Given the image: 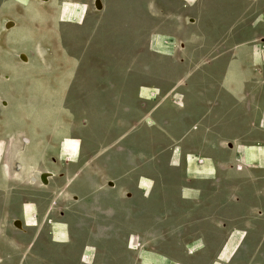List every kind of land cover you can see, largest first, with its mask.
Segmentation results:
<instances>
[{"label": "crops", "instance_id": "1", "mask_svg": "<svg viewBox=\"0 0 264 264\" xmlns=\"http://www.w3.org/2000/svg\"><path fill=\"white\" fill-rule=\"evenodd\" d=\"M252 6L260 12L241 31L264 17V0H0V83L6 73L13 81L30 76L50 82V92H36L34 99L57 101L51 114H75L58 106L65 99H113L115 112L108 114L114 115H135L146 101L149 111H161L164 142L162 171L142 176L138 154L131 156L137 168L123 170L120 156L114 178L92 181L85 166L99 150L80 162L79 138L52 135L43 151L35 135L6 138L1 133L7 127L20 132L21 124L2 122L0 264H264V223L257 242L243 251L251 239L248 221L241 219L252 212L264 216L251 199L256 182L264 187V36L224 42L240 34L233 25L245 22ZM20 53L28 63L18 61ZM102 68L111 74L98 75ZM76 109L95 114L84 104ZM46 155L56 164L55 177H64L33 185L31 169L47 172L41 168ZM59 156L69 160L62 172ZM156 174L197 183L215 176L223 181L218 201L230 200L234 186L241 201L222 219L200 226L156 223L166 218L164 202L149 197ZM229 180L237 183L224 184ZM200 187L206 186L188 183L184 194L195 196ZM166 189L163 184L157 191L162 198ZM191 208L185 207L186 215Z\"/></svg>", "mask_w": 264, "mask_h": 264}, {"label": "rangeland", "instance_id": "2", "mask_svg": "<svg viewBox=\"0 0 264 264\" xmlns=\"http://www.w3.org/2000/svg\"><path fill=\"white\" fill-rule=\"evenodd\" d=\"M185 1L191 2L192 0ZM162 12L163 10L159 11V13ZM258 12L260 11H258L255 6H252L250 17L247 16L248 18L247 20L245 19V22L243 18L236 19L232 31L236 32L237 34L239 31H241V26L243 25V23L247 25L249 22H253ZM263 20L264 17H261L257 22H255L254 26L250 27V29L246 28V30L241 31L239 35H236L235 37L229 39V41L225 40L224 42H229L230 44H239L242 42H247L249 38H253L256 35L264 36ZM190 21L193 22L192 18H190ZM261 42H264V38H261ZM139 56L140 62H142L141 60L144 59V55L140 52ZM4 62H7V60H5ZM81 71L82 70L80 69V74ZM52 72L53 69H50L48 71L49 74L51 73L54 75V73ZM97 74L109 75L111 74V71L110 69L105 70L102 68L97 72ZM28 75L34 76L33 73H28ZM51 77L52 76H48V78ZM3 79L4 82L0 83V124L2 122L13 124V122L16 121H19V123L21 124V129L19 128L20 132H15L13 130L14 126H11V129L7 127V131L1 133L2 135H5L6 138H14V136H20V138H30L32 136L34 137L35 135L42 140L41 145H43V151H45L46 149V147L44 146L47 144V140L49 141L48 143H50L52 135H58L60 140L62 138H79L81 140L80 162L89 158L96 150H99L96 156L92 158V160L85 166V169L87 171H92V173H90V179L92 181H97L99 179L102 180L103 178H109V180L110 178H114V174L118 170H120V166L116 164V160L117 158L120 159V156H124L123 170H129L131 167L135 169L137 168V165L135 163L131 164V156H136V154L139 155L138 167L140 173L143 174L142 176H152L153 171L157 172L163 170V164L161 163V161L164 155V142L162 135L161 117L160 114H158L161 113V111H149L151 107L146 103V101H140V109L135 113V115H114L108 114L110 112H115L114 107H116V100L113 99L96 98L90 101H74L72 99H65L58 101V106L60 108L69 107L72 108V110L74 108L73 111L75 112V114H56V110H53V114H51V108H55L57 101H51L50 99H34L36 92H50V82H47L46 84L36 83L33 82L36 78H32L30 76L21 78V81L20 78H18L19 80L17 81H13L12 77L7 73L4 74ZM42 94H44L43 96H47V94L45 93ZM98 95L104 96V93L94 94V96L96 97ZM7 98H10L9 105L7 104ZM2 100L6 103L4 107L1 103ZM83 104L86 107H92L95 114H76V112H82L81 109L76 108L77 106H83ZM161 105L162 104H160V106ZM41 107L44 109L43 112L47 114L40 115L41 111L39 109ZM36 108L38 110H36ZM105 112H107V114H104ZM59 113H62V110H60ZM147 122H150L151 125L147 124ZM130 124H133V127H130ZM90 135L92 137L88 138V136ZM90 139L93 141V144H91ZM131 140H133L134 148L133 146H130ZM127 144L128 146H126ZM166 153L168 154L167 151ZM46 156L49 157H47V161L45 160L44 164H41V168L52 171L51 167H56V164L52 162V158L50 157V155ZM94 162H98L100 164L94 165ZM68 163L69 160L65 156H62V160L57 163V166L62 172L68 169ZM38 168L40 167H34L33 169H31V172L34 171V173L30 172L31 175H37L38 171L41 170ZM72 169L73 167H69V170ZM34 175L30 177H33ZM158 175L159 174H156V176ZM58 176L61 177L63 176V174ZM234 182L237 183L236 180ZM257 183L258 182H256V185ZM31 184L35 185L32 182ZM110 184L113 185L112 182H110ZM192 184L198 185L199 183L195 181V183ZM156 187H158V185ZM63 192H66V189L63 190ZM140 193L142 192L140 191ZM73 198L76 199L77 196H73ZM252 208L260 207L258 206V204H252ZM261 209H264V204L262 205ZM242 220L248 221V227L246 229L248 230V235L251 239V241L246 244V246L243 247L242 250L249 251L252 248V244L254 242H257L258 240V230L260 232L263 231L260 225L261 221L262 223H264V216L254 215L252 212L250 216Z\"/></svg>", "mask_w": 264, "mask_h": 264}, {"label": "flooded vegetation", "instance_id": "3", "mask_svg": "<svg viewBox=\"0 0 264 264\" xmlns=\"http://www.w3.org/2000/svg\"><path fill=\"white\" fill-rule=\"evenodd\" d=\"M61 156H59V160H61ZM54 163V162H53ZM63 174V173H62ZM39 177V182L31 180L32 183H36L40 186H44L45 184H48L49 179H56V178H63L62 177H55V174L49 178L47 174L38 173L37 175ZM235 180H229L224 181V184H235ZM188 183L192 184L195 183V180L191 181L190 179L186 177H178V176H172L168 177L167 175L161 176L159 175V179L154 181V186L151 188V193L149 195L150 198L155 199L159 205L163 203V206L166 209L165 214V221L163 222H156V223H164V224H172V226L178 227L179 225H184L186 223L191 225H197L200 226L203 223L210 222L214 219H222L223 215L225 214V209L232 207L234 203H238L241 201V196L238 194L241 193V189L239 186L232 187V195L230 200L227 202H223V200L218 201V195L215 194L219 192L221 188L219 186L223 185L222 179H218L215 176L212 179H206L204 181H200L199 183H203L206 187H200L197 188V194L195 196H187L184 194V185H187ZM166 185V194L164 195V198H162L158 192L156 194L155 191L159 190V187L162 185ZM158 185V187H156ZM259 189L257 190V195H254V197H251V199L254 201L255 205L258 204L260 207L259 209L262 211V205L264 204V187L263 183L259 182L257 183ZM115 188V187H114ZM128 192V191H127ZM127 192L125 193V198L130 199L132 198L133 194L131 196H127ZM154 192V193H153ZM211 193H214L212 196ZM156 195V197H154ZM147 197V195H144ZM162 198V199H161ZM244 201L245 197L243 198ZM77 200V198H76ZM243 201V202H244ZM227 203V204H226ZM192 206L191 210L192 212L188 213L186 215V212H184L185 207ZM183 212V213H182ZM59 217H63L64 213L62 211L58 212ZM261 216V215H258ZM186 217H190L191 219L187 221ZM246 218L245 216H242L241 219ZM15 221V220H14ZM13 221V223H14ZM225 225V224H224ZM125 231V230H124ZM200 231V230H199ZM126 232V231H125ZM128 238L131 237V233L127 232ZM169 230H161V236L162 239L166 240L170 238ZM208 238V237H205ZM82 261V260H81Z\"/></svg>", "mask_w": 264, "mask_h": 264}, {"label": "bare ground", "instance_id": "4", "mask_svg": "<svg viewBox=\"0 0 264 264\" xmlns=\"http://www.w3.org/2000/svg\"><path fill=\"white\" fill-rule=\"evenodd\" d=\"M14 22V21H13ZM7 30H10V29H12V27L14 26L13 25V23L11 22V21H7ZM18 59L22 62V63H27L28 62V59H27V57H26V55L25 54H23V53H20L19 55H18ZM1 103H2V106L4 107L5 106V102L2 100L1 101ZM30 142V141H29ZM33 173H34V171H32ZM31 172V173H32ZM35 172H36V170H35ZM40 172V171H39ZM43 174H47V176H49V178L51 177V176H53L55 173H53V172H50V171H47V172H42V175ZM58 175H61V174H58ZM57 175V176H58ZM30 176V175H29ZM56 176V175H55ZM30 178V177H29ZM37 183V182H36ZM39 184V183H38ZM110 187H114L115 185L113 184V185H111L110 183L108 184ZM19 223V221L18 220H15V224H17V225H19L18 224Z\"/></svg>", "mask_w": 264, "mask_h": 264}, {"label": "built area", "instance_id": "5", "mask_svg": "<svg viewBox=\"0 0 264 264\" xmlns=\"http://www.w3.org/2000/svg\"><path fill=\"white\" fill-rule=\"evenodd\" d=\"M37 175H38V174H37ZM37 175H34V176L32 177L31 180H34L35 182H36V181L39 182L40 180H39V177H38Z\"/></svg>", "mask_w": 264, "mask_h": 264}, {"label": "water", "instance_id": "6", "mask_svg": "<svg viewBox=\"0 0 264 264\" xmlns=\"http://www.w3.org/2000/svg\"><path fill=\"white\" fill-rule=\"evenodd\" d=\"M96 8L99 9L100 8V5L96 2Z\"/></svg>", "mask_w": 264, "mask_h": 264}]
</instances>
